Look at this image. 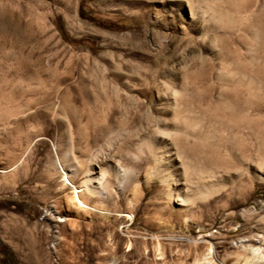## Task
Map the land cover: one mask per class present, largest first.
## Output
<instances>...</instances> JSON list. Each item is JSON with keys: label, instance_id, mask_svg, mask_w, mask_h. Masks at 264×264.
Here are the masks:
<instances>
[{"label": "rangeland", "instance_id": "374dc122", "mask_svg": "<svg viewBox=\"0 0 264 264\" xmlns=\"http://www.w3.org/2000/svg\"><path fill=\"white\" fill-rule=\"evenodd\" d=\"M184 1L0 0V264H156L155 236L168 264H192L208 250L214 264L246 263L247 239L254 244L253 238L264 235V171L247 169L226 143L230 137L240 147L235 155L264 160V12L258 14L256 0H200L220 2L253 24L244 39L254 50L247 53L254 61L245 63L255 87L247 96L250 116L236 123L212 110L199 114L212 147L195 148L193 156L214 165L220 192L175 212L158 178L148 177L146 160L132 162L125 155L135 148H119L131 139L136 122L154 125L166 70L190 63V71H200L198 55L209 61L206 46L175 12ZM175 21L190 33L176 31ZM197 97L191 98L196 106ZM257 112L263 118L254 124ZM102 125L116 130L115 143L105 141ZM91 155L99 164L118 158L136 172L142 195L133 208L126 202L129 190L117 192L113 178L116 190L106 203L110 219L93 212L77 218L67 206L75 188H62V168L78 183Z\"/></svg>", "mask_w": 264, "mask_h": 264}, {"label": "bare ground", "instance_id": "6f19581e", "mask_svg": "<svg viewBox=\"0 0 264 264\" xmlns=\"http://www.w3.org/2000/svg\"><path fill=\"white\" fill-rule=\"evenodd\" d=\"M185 1H187L185 4L181 2L176 5L175 12L187 19L189 26L195 32L197 41L202 46H206L209 61L203 55H198L201 61L200 71L199 69L190 71V63L180 66L177 71L166 70L165 76L163 75L164 79L161 80L164 89L158 95L156 102L158 114L155 116L154 125L145 124L142 121L138 124L136 122L129 133L131 139L124 144L121 143L122 146H118L119 148H135V153L127 151L125 155L132 162L146 160L149 164L148 177L158 178L164 186L162 193L165 199L170 203L172 210L178 213L190 209L197 201H206L218 194L223 187L220 182L221 175L214 165L196 162L194 156L197 154L193 156L195 148L212 147L210 131L202 133L200 130L204 122V117H200L203 115L199 116L200 112L212 110V114L225 121L243 122L248 117V107L252 106L247 96L254 92L255 88L253 78L248 77L245 64L247 60L254 61V57L247 56L252 48L244 40L247 32L253 27V24L247 23L249 19L239 15L234 17L222 8L224 5L220 2L219 5H211V3L203 5L200 0ZM254 2L258 3L257 11L259 15H262L264 0L253 1V4H256ZM186 6L189 9L187 13L183 12ZM255 6L257 7V4ZM251 12L250 14H253ZM173 25L176 31L184 35L190 33L183 24L177 21ZM232 34H235V38ZM196 95L198 96L196 101L198 100V104L204 109L199 110V105H194L195 102L191 98ZM262 116L260 112L254 113L251 120L254 124H259L262 122ZM126 126L125 122L123 129H126ZM98 127L99 131L107 136L105 141L112 144L114 142L111 141L112 133L116 130L114 131V128L112 129L109 125ZM226 144V148L232 149L233 157L239 159L247 169L253 166L261 172L264 171V160L254 163L251 158L244 159L238 154L235 155L233 151L240 147L230 137ZM109 146L108 150L113 147ZM96 156L91 155L85 164L82 163L84 167H82L81 175L79 174L81 178L78 183L76 182L77 184L70 180L69 175L62 168L64 176L62 188L67 187L66 185H74L75 188L73 194L66 200L67 206L73 209L77 218H84L92 212L102 219L112 217L113 211L108 208L107 202L116 189H112L110 178L116 182L117 192L129 190V196L126 197L129 207L133 208L142 195L139 185L134 183L136 172L133 169L121 165L117 156V159L115 157L110 159L111 164L109 162L99 164ZM67 169L70 170L72 176L76 172L73 165ZM92 198H96V204L89 202ZM198 227L200 226H196ZM161 240L155 236L153 241L156 264H168ZM185 240L195 241L192 237H185ZM247 240L248 244L245 247L250 256H245L247 257L245 264H264V235L253 238L254 244H250V240ZM243 241L245 240H241ZM127 247L129 251L133 249L131 239L127 240ZM144 248L146 250V247ZM117 263L113 260L110 264ZM192 264H214L210 250L195 257Z\"/></svg>", "mask_w": 264, "mask_h": 264}]
</instances>
